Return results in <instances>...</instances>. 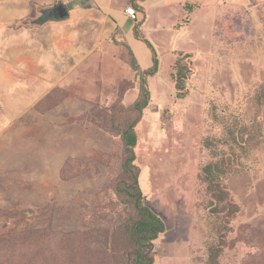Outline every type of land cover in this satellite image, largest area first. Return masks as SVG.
<instances>
[{
  "label": "rangeland",
  "instance_id": "374dc122",
  "mask_svg": "<svg viewBox=\"0 0 264 264\" xmlns=\"http://www.w3.org/2000/svg\"><path fill=\"white\" fill-rule=\"evenodd\" d=\"M59 2L70 14L50 18ZM94 3L0 0L3 250L13 264H132L131 226L143 215L117 192L127 153L108 122L136 115L149 41L157 71L145 74L129 152L141 204L164 225L152 264H264V0H204L194 18L166 6L154 24L138 14L127 41L111 15L97 23ZM178 58L189 69L183 97ZM26 235L50 236L51 257L33 260L28 245L17 254Z\"/></svg>",
  "mask_w": 264,
  "mask_h": 264
},
{
  "label": "trees",
  "instance_id": "16d2710c",
  "mask_svg": "<svg viewBox=\"0 0 264 264\" xmlns=\"http://www.w3.org/2000/svg\"><path fill=\"white\" fill-rule=\"evenodd\" d=\"M60 4H62L67 9V11L69 10L68 7L63 2H61ZM132 6L133 7L135 6L138 9V6L135 4H133ZM135 11L137 13L136 9ZM145 42L152 52V60L154 61V64L149 69L143 70L144 76L141 77L142 79L140 86L141 95H139L138 98L132 103L130 108H128V111L130 113L134 111L136 112V115L134 117L130 115V116H125V118H118V119L110 118L108 122L110 125H112L111 128H109V130L113 131L115 134L113 132L111 133H113L114 135L119 136V141L123 144L124 153H127V156L123 160L122 165L127 173L129 181L125 179L119 180L116 184L117 192L125 193V195L129 196L130 199H133L134 200L133 205L137 206L136 210L139 212L140 215H143L142 217L139 214H137L142 219H136L138 221L134 220L133 222L134 224L131 226L133 231L132 233L130 232V235H133L132 240L137 245V248L134 251L133 259H131L132 264L153 263L154 258L150 254L152 240L156 238L158 233H160L164 229L163 222L154 214V212H152L146 206H143L141 204L142 193L138 184V172L135 171V167H136V165L134 164L135 154L129 152L130 147L136 144L137 141L136 125L139 122V116L141 114V111L147 105L149 99V90L146 84L145 74L149 75L157 71L158 59L156 57V52L149 41H145ZM180 61L181 58H178L175 61L176 71L173 76L175 78V87L178 90V96L180 95V97H183L185 93L183 94L181 93V91L184 88V79L187 76L189 69L184 64H181ZM133 66L135 71L139 70V66L138 64H136V62H134ZM118 105L119 103L115 104L112 109L119 108ZM110 112L112 113L111 110ZM66 167H67V163L63 166L61 170L62 176H64L63 172L65 171ZM212 167L215 168V165H213ZM216 168H219V166L216 165ZM208 169H212L211 166H207L205 168V172H207ZM217 200L221 201V199H217ZM220 208L225 209V206L222 204ZM29 233L30 232H28L27 234ZM30 234L33 235L35 234V232H31ZM27 236L28 235L21 238V240L24 243H26V245L24 244L23 247L16 249L15 252L17 254L22 256L23 254L22 252L25 250L26 246L28 245L27 250L35 254L33 260L38 259L41 261L43 258L51 257V254L47 250H45L47 244H49L51 241L50 236H45L39 242H35L30 238L28 239L26 238ZM6 238L9 240L5 242H9L10 240L17 241V239L20 237L10 238L7 236ZM1 239L2 238H0V240ZM0 252H1L0 254H2L1 255L2 258L4 259L3 261L4 264H13L11 257H15V255L12 256L14 253L5 252L2 248V245H0ZM15 264H29V262H24V258H20V260Z\"/></svg>",
  "mask_w": 264,
  "mask_h": 264
},
{
  "label": "crops",
  "instance_id": "0c3cea01",
  "mask_svg": "<svg viewBox=\"0 0 264 264\" xmlns=\"http://www.w3.org/2000/svg\"><path fill=\"white\" fill-rule=\"evenodd\" d=\"M94 1H95L94 4L96 5L94 9L95 10L98 9L100 11H103V13H105L103 14L99 11V13H101V17L97 19L98 21L97 23L103 22L105 16L106 18H108V15H111L112 17L109 16V18L112 19L111 22L114 24V26L116 25L121 29L124 40L126 41H127V34H133V22H135L128 15H126L124 11L121 10L122 8H125L123 6L125 5L126 2H128L126 6L128 5L132 6L133 4L138 6L139 13H136V16H138V14L141 15V18L139 19L142 22L141 24H144V23L154 24L156 22L160 23V21H163L162 19L163 13L161 12L163 8H165L166 6H169L168 9L170 10L178 9L180 12L190 10V13L197 12L199 9H202V8L207 9V5L204 3V0H94ZM184 6H185V9L183 8ZM197 6H198V9L194 11V9ZM4 10H5V7L2 4L0 6V13L3 12ZM69 14L70 13L68 12V15ZM190 15L192 18H194L193 13ZM0 16L2 18V14H0ZM1 18H0V21L1 22L4 21V18L2 19ZM10 19L11 20H8L7 23L17 18H10Z\"/></svg>",
  "mask_w": 264,
  "mask_h": 264
},
{
  "label": "water",
  "instance_id": "95a60500",
  "mask_svg": "<svg viewBox=\"0 0 264 264\" xmlns=\"http://www.w3.org/2000/svg\"><path fill=\"white\" fill-rule=\"evenodd\" d=\"M51 9L52 10L49 13L50 18L61 19L63 17H67L68 15L67 9L60 3L56 6H53Z\"/></svg>",
  "mask_w": 264,
  "mask_h": 264
},
{
  "label": "built area",
  "instance_id": "2783aa9c",
  "mask_svg": "<svg viewBox=\"0 0 264 264\" xmlns=\"http://www.w3.org/2000/svg\"><path fill=\"white\" fill-rule=\"evenodd\" d=\"M124 13H125L126 15H128L131 19H135V18L137 17V16H136V11H135V9H134L132 6H127V7L125 8Z\"/></svg>",
  "mask_w": 264,
  "mask_h": 264
}]
</instances>
